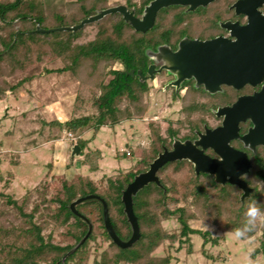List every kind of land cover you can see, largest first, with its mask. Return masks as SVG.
<instances>
[{
    "label": "trees",
    "instance_id": "trees-1",
    "mask_svg": "<svg viewBox=\"0 0 264 264\" xmlns=\"http://www.w3.org/2000/svg\"><path fill=\"white\" fill-rule=\"evenodd\" d=\"M149 1L74 0L66 3L62 11L47 13L43 0H0V100L33 78L26 76L10 84L8 77L35 65L60 60V67L44 69V72L72 73L78 80L74 109L83 110L89 105L94 111L46 123L74 136L71 144H77L79 154L83 156L81 161L91 171L98 169L101 151L85 148L100 128L142 118L148 111L145 97L149 85L140 81L137 75L138 70L142 75L146 73L149 59L145 49H155L162 44L175 49L183 35H206L208 30L205 28H218L219 7L225 9L233 0H223V6L217 5L216 1L191 13L184 12L180 6L160 9L153 26L145 32L134 30L119 13L107 14L75 31L38 32L36 23L44 29L65 26L68 19L77 24L98 10L119 3L129 10L134 9L135 16H140ZM130 70L134 71V76L130 75ZM234 96L232 93L226 97L208 95L192 85L184 95L171 90V98L182 101L183 116L147 121L148 145L129 147L128 154L123 152L124 156L135 157L129 169L98 180L81 173L67 178L49 171L44 181L33 189L34 200H31V190L19 201L0 192V264H88L91 256V264H170L175 258L170 251L175 243L176 250L186 246V252L192 251V234L201 235L200 251L214 259L205 245L218 244L224 240V235L211 236L208 230L192 227L190 221L200 219L223 233L230 232L243 223L248 202L257 201L264 208L262 146L255 153L248 152L250 167L241 178L252 192L243 200H240L242 191L236 185L217 184L208 173L196 174L186 160L166 162L156 172L161 186L149 183L133 197L139 237L126 248L117 246L109 237L100 199L90 198L75 204L79 215L71 211L70 204L89 194L98 196L107 205L109 220L117 236L128 240L131 227L121 201L127 184L134 175L147 170L163 148L170 149L173 138H194V130H202L204 124L217 120L211 108ZM88 131L91 136L84 139L82 135ZM8 175L11 177L12 173L8 172ZM6 207L12 211L6 212ZM171 218L177 220L178 227L167 230L162 222ZM88 224L91 231L87 238L62 261L85 235ZM258 232V244L264 251V224L257 225L251 238ZM164 243L165 254L155 255L154 251Z\"/></svg>",
    "mask_w": 264,
    "mask_h": 264
},
{
    "label": "rangeland",
    "instance_id": "rangeland-1",
    "mask_svg": "<svg viewBox=\"0 0 264 264\" xmlns=\"http://www.w3.org/2000/svg\"><path fill=\"white\" fill-rule=\"evenodd\" d=\"M70 1L74 0H43L45 12L62 11ZM116 1L123 0H109V3ZM66 23L65 26L76 24L71 19ZM61 65L62 62L57 59L8 77V82L15 84L23 77L33 76L0 100V192L18 201L28 190L33 194V189L44 181L49 171L51 174H63L67 178L81 173L98 180L129 169L135 157L124 156L123 152L127 153L130 151L129 147L136 145H148L147 121L157 118L177 119L183 116L181 99L173 100L170 91L160 88L166 77L158 75L152 81L148 80L149 92L145 97L148 111L143 117L124 120L113 127L102 126L95 137L89 140L85 150L101 151L98 169L91 171L88 165L81 161L82 155L71 156V142L74 141V136L64 129L60 130L46 123L54 119L64 121L73 115L94 111L89 105L83 110L74 109L73 101L78 89V80L72 73L44 72V69ZM90 136V131L82 135L84 139H89ZM8 172L12 173L11 177ZM47 178L50 181V175ZM34 199L33 194L31 200ZM5 211L12 210L6 207ZM190 224L192 227L208 230L211 236L224 235L225 238L216 245H205L206 251L214 256V259H210L200 251L203 243L201 235L192 234V251L186 252V246L176 250L175 243L170 249L175 256L170 264H240L242 256L249 249L254 250V259L258 264H264V251L260 250L257 240L259 232L250 242L234 241L228 235L229 232L223 233L214 225L200 219L191 220ZM162 226L167 230H174L178 227V222L171 218L164 220ZM165 247L166 243L160 245L154 254H165ZM91 261L92 256L88 264H91Z\"/></svg>",
    "mask_w": 264,
    "mask_h": 264
},
{
    "label": "water",
    "instance_id": "water-1",
    "mask_svg": "<svg viewBox=\"0 0 264 264\" xmlns=\"http://www.w3.org/2000/svg\"><path fill=\"white\" fill-rule=\"evenodd\" d=\"M212 0H151L137 17L134 10H129L124 4H117L101 10L82 19L71 26L44 29L36 23L38 32L75 31L85 24L97 21L110 13L121 14L123 20L134 30L145 32L153 26L155 16L161 8L182 5L188 6L187 11H194L198 6H206ZM264 0H236L232 7L235 13L244 14L247 22L240 25L237 21H227L222 27L227 29L232 38L217 36L208 40L189 39L183 37L172 51L167 45L157 47L156 51L147 49L146 55L153 59L147 69L148 78L154 71L166 70L174 76L169 83L178 88L184 80L193 78L195 86L203 85L210 93L220 91V85L225 84L240 89L249 83L255 86L264 79V13L258 8ZM157 62L160 66L155 70ZM134 75V71H129ZM140 81L144 80L141 71H137ZM215 116L222 117L221 124L213 129L205 128L199 132L195 140H180L174 138L171 149L163 148L149 163L148 169L134 175L121 195L124 213L131 227L128 240L120 239L115 233L108 216L106 203L96 195L80 197L70 204V209L77 214L75 204L90 198L100 199L103 207L104 227L117 246L129 247L139 237L137 218L133 212V197L149 183L161 186L156 175L157 170L168 161L186 160L190 162L196 174L208 173L214 177V182L224 185H236L241 191L240 200L249 197L252 188L241 178L250 167V161L245 151L237 150L230 145L232 139H239L244 147L255 151L257 145L264 146V84L252 95L239 96L231 105L218 107ZM249 119L252 126L247 132L239 135V123ZM206 148L218 156L210 157L204 153ZM79 155L77 144L71 147V156ZM79 215V214H77ZM91 231V225L85 235L62 258L72 253L84 242Z\"/></svg>",
    "mask_w": 264,
    "mask_h": 264
},
{
    "label": "flooded vegetation",
    "instance_id": "flooded-vegetation-1",
    "mask_svg": "<svg viewBox=\"0 0 264 264\" xmlns=\"http://www.w3.org/2000/svg\"><path fill=\"white\" fill-rule=\"evenodd\" d=\"M151 1V0H150ZM217 2V5H220V6H223L224 5V2L223 0H212L210 1L206 6H198L194 11H187V7L188 6H182V5H175V6H180V7H183V10L184 12H187V13H191V12H195L198 8L200 7H207L208 5L212 4L213 2ZM236 0H233L231 1L227 6L226 8L224 9L223 7H219V9H221L220 11V15H221V18L220 19H217L216 20V24L218 26V28H215V29H209L208 28H205L208 30H206V35H203V34H197V35H194V36H188V35H183L179 40L178 42L183 38V37H187L189 39H199V40H208V39H212V38H215L217 36H223V37H226V38H232L233 37L230 35L229 31L227 29H225L224 27H222V24L227 22V21H230V22H235L237 21L240 25H243L247 22V19H246V16L244 14H236L235 13V9L232 7L233 3L235 2ZM149 3V2H148ZM147 3V4H148ZM163 9V8H161ZM262 13H264V3L261 7L258 8ZM132 10V9H131ZM134 10V9H133ZM158 13V12H157ZM134 14H135V10H134ZM141 16V14H140ZM140 16H137V17H140ZM177 42V44H178ZM177 44H176V47L175 49H172L170 46H168L172 51H175L177 49ZM163 45V44H162ZM160 46V45H157L155 49H150V48H146L145 51L147 49H150L152 51H156L157 50V47ZM146 54V52H145ZM147 56V55H146ZM147 58L149 59V62L147 64V69H148V66L149 64L153 63V59H151L150 57L147 56ZM161 62H157L156 63V66H155V70L160 66ZM147 69H146V73L145 74H141L143 77H144V80L143 81H148V80H153L155 79L156 76L158 75H163L166 77L165 81L162 83L161 87L163 91H170V96H171V90H174V91H179V94L180 95H184L185 92L188 90V86L189 85H192L195 89H201L203 92H205L206 94L208 95H218V94H221V95H225V97L229 94H234V98L233 99H230L229 98H225L224 100H222L221 103L217 104L214 108H211V112L213 113L214 117L217 119L215 120L214 122H211V124L209 125H206L204 124L203 125V129L202 130H194L195 132V137L194 138H188L189 140H195L197 138V134L199 132H204V129L205 128H210V129H213L217 126H219L221 124V121H222V117H217L215 116L214 112L216 111V109L218 107H223V106H227V105H231L233 102L236 101V99L239 97V96H243V95H252L254 92H257L261 89L262 85L264 84V79L261 83H258L256 84L255 86H252L251 84L247 83L245 85H243V87H241L240 89H235L233 88L232 86H229V85H225V84H221L220 85V91H217L215 93H210L208 91H206L203 87V85H199V86H195V80L193 78L189 79V80H184L180 83L179 87L178 88H175V86L173 85H170L169 83L174 79V76L170 73H168L166 70H161L159 72H156L154 71L153 73V77L152 78H148V75H147ZM134 76V75H133ZM139 77V75H138ZM140 79V77H139ZM182 92V93H181ZM229 97V96H228ZM252 126V123L249 119L243 121V122H240L239 123V135H243L247 132L248 128ZM174 139V138H173ZM181 140V139H180ZM185 140V139H184ZM173 141V140H172ZM241 143L239 145V143ZM172 144V143H171ZM230 145L237 149V150H243L246 152L247 156H248V152H252V153H255L256 150L258 149V147L262 146L264 147L263 145H257L255 147V151H252L251 149L247 148V147H244L243 146V143L239 140V139H232L230 141ZM171 149V148H170ZM168 149V150H170ZM204 153L209 155L210 157L212 158H215V157H218L213 151L212 149L210 148H206L204 150ZM249 159V158H248Z\"/></svg>",
    "mask_w": 264,
    "mask_h": 264
},
{
    "label": "clouds",
    "instance_id": "clouds-1",
    "mask_svg": "<svg viewBox=\"0 0 264 264\" xmlns=\"http://www.w3.org/2000/svg\"><path fill=\"white\" fill-rule=\"evenodd\" d=\"M258 224H264V208L257 201L248 202L245 206L244 221L239 227L230 230L228 235L234 241H249L251 233L254 232ZM240 264H258L254 259V250L249 249L241 258Z\"/></svg>",
    "mask_w": 264,
    "mask_h": 264
},
{
    "label": "built area",
    "instance_id": "built-area-1",
    "mask_svg": "<svg viewBox=\"0 0 264 264\" xmlns=\"http://www.w3.org/2000/svg\"><path fill=\"white\" fill-rule=\"evenodd\" d=\"M127 153H128V151H127Z\"/></svg>",
    "mask_w": 264,
    "mask_h": 264
}]
</instances>
